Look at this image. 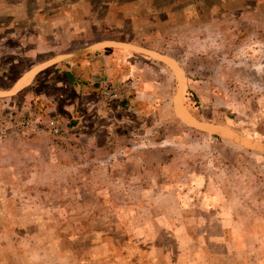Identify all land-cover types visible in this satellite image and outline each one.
I'll return each instance as SVG.
<instances>
[{
    "label": "rangeland",
    "instance_id": "374dc122",
    "mask_svg": "<svg viewBox=\"0 0 264 264\" xmlns=\"http://www.w3.org/2000/svg\"><path fill=\"white\" fill-rule=\"evenodd\" d=\"M0 264H264V0H0Z\"/></svg>",
    "mask_w": 264,
    "mask_h": 264
},
{
    "label": "crops",
    "instance_id": "0c3cea01",
    "mask_svg": "<svg viewBox=\"0 0 264 264\" xmlns=\"http://www.w3.org/2000/svg\"><path fill=\"white\" fill-rule=\"evenodd\" d=\"M28 73H31V77H30V79H29V82H30V81L34 78L35 72L33 73V72L29 71V72L25 73V75L28 74ZM23 77H24V75H23V76L17 81V84L20 83L21 86H22V85H24V84L27 83V82H25V83H22V82H21V80H22Z\"/></svg>",
    "mask_w": 264,
    "mask_h": 264
},
{
    "label": "bare ground",
    "instance_id": "6f19581e",
    "mask_svg": "<svg viewBox=\"0 0 264 264\" xmlns=\"http://www.w3.org/2000/svg\"><path fill=\"white\" fill-rule=\"evenodd\" d=\"M30 77H31V73H28V74L24 75V77L22 78L21 82L22 83L28 82Z\"/></svg>",
    "mask_w": 264,
    "mask_h": 264
},
{
    "label": "built area",
    "instance_id": "2783aa9c",
    "mask_svg": "<svg viewBox=\"0 0 264 264\" xmlns=\"http://www.w3.org/2000/svg\"><path fill=\"white\" fill-rule=\"evenodd\" d=\"M105 83V85H106V82H104ZM104 88H106L105 86H104ZM104 92H107L105 89H104ZM55 131H57V130H55Z\"/></svg>",
    "mask_w": 264,
    "mask_h": 264
}]
</instances>
